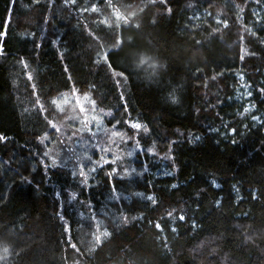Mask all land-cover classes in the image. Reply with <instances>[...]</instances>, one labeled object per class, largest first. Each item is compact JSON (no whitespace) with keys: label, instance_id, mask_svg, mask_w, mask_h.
Returning <instances> with one entry per match:
<instances>
[{"label":"trees","instance_id":"16d2710c","mask_svg":"<svg viewBox=\"0 0 264 264\" xmlns=\"http://www.w3.org/2000/svg\"><path fill=\"white\" fill-rule=\"evenodd\" d=\"M114 2L139 28H106L98 0H0V264H264V0ZM117 32L110 69L97 53ZM73 87L95 110L62 103ZM88 128L130 155L95 150ZM97 225L111 235L91 251Z\"/></svg>","mask_w":264,"mask_h":264},{"label":"snow or ice","instance_id":"6c2138e0","mask_svg":"<svg viewBox=\"0 0 264 264\" xmlns=\"http://www.w3.org/2000/svg\"><path fill=\"white\" fill-rule=\"evenodd\" d=\"M34 2H35V0H34ZM65 2L74 4L76 2V0H65ZM98 2H99V4H103L104 8H106V9H108L110 11V15L104 17L103 19H101L99 21L106 28L111 29V28L115 27L116 29H121V30H127V29H130V28H139L138 24H132L131 23L132 19L135 16L134 12H129L127 14L122 13L121 10H120L121 9V5H119L118 3H115L114 0H98ZM149 2L154 4V3L157 2V0H149ZM158 2L161 3V4H166L167 0H158ZM143 10H144V8H143V6H141L140 7V11H143ZM83 11H86V12L87 11H91L93 13L102 14L104 9L98 7L97 3H92L88 7L84 8ZM168 11L170 12L171 9L169 8ZM217 23H223L225 27L227 26V21L226 20L225 21L217 20ZM89 35H92L93 39L97 40L99 42V38L98 37L94 36L92 33H89ZM124 43H125V40L123 39L122 35L119 32H117L115 34L114 43L111 46H109L107 49H104V45H103V43H101L100 46L103 49V54L101 55V53H97V57L98 58L96 60V63L103 62L104 64H106L111 69L112 68V64H111V62L109 60V56H110L111 53L121 50L123 45H124ZM197 43H199V41ZM2 54H3V51H2V49H0V55H2ZM241 59H243V57H241ZM20 63H21V65H22V67L24 69L28 68L27 63L23 59H21ZM137 67H145L146 70H151L150 71V75L155 76L162 69H164L165 66L163 64L159 63L158 61L154 60L150 56L139 55L137 57ZM25 74H26L27 79L29 81L33 80V76H32V74L30 72H26ZM114 74L116 76H118V77H123L124 79H127V76L125 75L124 71L116 72ZM213 79H214V77H213ZM117 86H119V81L117 82ZM32 88H33V92L35 93L36 85L33 84ZM261 91H264V89H262ZM248 95L250 96L251 92H249ZM71 97H72V99H69V98L65 97L63 93L59 94V99L62 101L63 104L72 103L73 100H74L75 105L79 108V112L81 114H86L89 111V108L85 106L86 103H90L91 108L93 110H95V108H96V101L92 100L87 94L84 95V97H83L84 103H82L81 99H80V96H79V93H78V90L75 89L74 87H73L72 92H71ZM121 99H123V94H121ZM170 99H171V101L173 103L177 102V98H176L175 95L170 94ZM51 103L53 105H55L61 112L64 111L63 107H61V104L58 103L57 99H53L51 101ZM36 105L38 106V110H39V112L41 114H43L45 111H47L45 106L43 104H41L39 98L36 100ZM96 119L97 118L95 116H93V117H91V119H87L86 118L84 121H81V123H83L85 127H88V125L91 124L93 121H96ZM252 119L255 121L258 118L256 116H252ZM117 123H119V121H117ZM125 123H128V122L126 121ZM49 126L53 130H55L56 132L60 131V129L56 126V124H53L51 121H49ZM97 126H99V125L97 124ZM129 126L131 128H133V129H136V130H140L141 128H143V130L145 132L148 131L146 126H143V125H141L138 122L137 123H130ZM113 127H115V125H113ZM88 130H89V132L91 134L95 135V133H92V129L91 128H88ZM231 131L235 132L236 130L235 129H231ZM4 139H5V137L0 136V140H4ZM233 143H235V141H233ZM100 150L101 151H109V149H104V148H101ZM45 155H47V153H45ZM106 162H108V161H106ZM93 170H95V169H93ZM115 171H116V169L112 170L113 173ZM81 175H83V172H81ZM109 175L111 176V173ZM173 187H175V185ZM253 198H255V197H253ZM147 199L150 200L152 202V204H156V200L152 196H148ZM217 203H219V201H217ZM167 216L169 218H173V213L172 212H168ZM60 219L63 220L64 217L60 216ZM93 219H95V217H93ZM124 219H125V222H127V218L125 217ZM175 219H178L179 221H184L185 220V216L184 215H180L179 217H176ZM149 223H153V222L149 221ZM63 227H64V232L66 234H69L70 233V225H68L67 222H66ZM154 227L159 232H163L164 231V228H163L162 224L159 221L155 222ZM192 227L196 228V224L193 223ZM171 231L172 232H176V228L173 227L171 229ZM93 235H94V243H93L92 249H90L91 251H95L96 247L102 245L104 243V238L109 237L111 235V233H109L106 228L101 232L99 230V226L97 225V233H94ZM66 242H67V244H68L70 249L74 250V252H76V253H80V248H78L77 244L73 242V239H72L70 234L68 235V238H67ZM4 252H5V254H7L8 249L5 248Z\"/></svg>","mask_w":264,"mask_h":264},{"label":"rangeland","instance_id":"374dc122","mask_svg":"<svg viewBox=\"0 0 264 264\" xmlns=\"http://www.w3.org/2000/svg\"><path fill=\"white\" fill-rule=\"evenodd\" d=\"M81 102L84 103L83 98H80ZM78 108V107H77ZM79 109V108H78ZM78 114H80L81 116H85V114H81L78 111ZM95 135L93 136L92 140H93V144L95 147V150H99V152H101L102 154H109L110 156L113 157V160L115 159H120L121 157L125 156H129L130 155V150L125 152L124 149L120 148V144L121 141L123 140L125 143L128 142V138L124 135H122L120 137V139H113V134L109 133L107 134L105 131H98V132H94ZM104 148V149H109V151H101L100 149ZM128 149V146H127ZM129 152V153H128Z\"/></svg>","mask_w":264,"mask_h":264}]
</instances>
